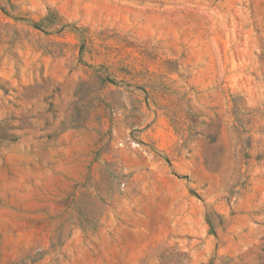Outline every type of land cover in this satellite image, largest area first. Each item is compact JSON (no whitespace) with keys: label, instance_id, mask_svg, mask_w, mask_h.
<instances>
[{"label":"rangeland","instance_id":"obj_1","mask_svg":"<svg viewBox=\"0 0 264 264\" xmlns=\"http://www.w3.org/2000/svg\"><path fill=\"white\" fill-rule=\"evenodd\" d=\"M0 264H264V0H0Z\"/></svg>","mask_w":264,"mask_h":264}]
</instances>
